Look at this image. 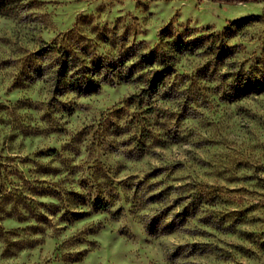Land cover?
<instances>
[{"label":"rangeland","instance_id":"obj_1","mask_svg":"<svg viewBox=\"0 0 264 264\" xmlns=\"http://www.w3.org/2000/svg\"><path fill=\"white\" fill-rule=\"evenodd\" d=\"M59 45L173 70L55 97ZM263 72L264 0H0V264H264Z\"/></svg>","mask_w":264,"mask_h":264},{"label":"trees","instance_id":"obj_2","mask_svg":"<svg viewBox=\"0 0 264 264\" xmlns=\"http://www.w3.org/2000/svg\"><path fill=\"white\" fill-rule=\"evenodd\" d=\"M236 1V0H225ZM258 1V0H255ZM55 45H44L39 47V58L42 60L50 56ZM195 47L191 42H178L176 50L191 51ZM55 53L48 63H35L30 66L32 77H38L43 74V69L50 68L49 80L53 96L60 95L64 91H74L79 94H90L97 90L100 82L106 78L117 76V82H125L140 77V74L133 77L137 67H152L158 65V69L152 72L148 77L145 87L147 95L154 94L161 86L164 77L173 70V57L163 49L149 50L141 52L136 59L127 63V58H109L104 56L94 57L90 62H84L72 47L59 45L55 47ZM43 62V61H42ZM43 64V65H42ZM48 64V65H47ZM118 73H115L116 71ZM150 70V69H149ZM112 82V81H111ZM264 89V72L255 75L247 81L243 87L239 84L235 87L234 92L237 94H248L251 92H260Z\"/></svg>","mask_w":264,"mask_h":264}]
</instances>
